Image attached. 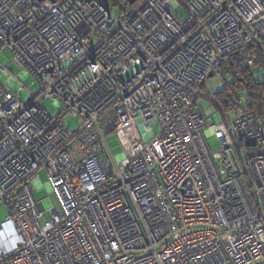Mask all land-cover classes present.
<instances>
[{
	"label": "built area",
	"instance_id": "2783aa9c",
	"mask_svg": "<svg viewBox=\"0 0 264 264\" xmlns=\"http://www.w3.org/2000/svg\"><path fill=\"white\" fill-rule=\"evenodd\" d=\"M126 2L0 0V53L41 85L0 81V264H264V122L197 107L225 56L264 59V0ZM116 132L138 138L121 160Z\"/></svg>",
	"mask_w": 264,
	"mask_h": 264
},
{
	"label": "rangeland",
	"instance_id": "374dc122",
	"mask_svg": "<svg viewBox=\"0 0 264 264\" xmlns=\"http://www.w3.org/2000/svg\"><path fill=\"white\" fill-rule=\"evenodd\" d=\"M113 10L116 13H119L118 7H113ZM174 13L180 19H183L185 16V10L180 7H176L174 9ZM0 64L6 65L9 68V71L2 73L0 70V81L3 84L7 82H14L16 85V90H14V95L18 97L22 101H27L29 98L28 91L24 89H20L21 86L25 88H29L32 92L37 93L41 89V85L39 80L29 74L24 69H21L16 62L13 61V53L5 49L0 53ZM254 76L259 78L262 75L263 69L261 65L256 66L254 69ZM226 83H231L230 80L228 82L224 79L223 76H214L209 77L204 83V87L202 90V95L197 100V107L206 115L207 118H212L215 116L216 119L219 120L222 117L223 112L219 109L217 101L213 102L209 99V96L216 95L217 93L223 91ZM239 99L242 100L243 105H246L245 94L242 92L237 93ZM43 107L48 110V112L52 115L58 114V108L53 105L52 100H45L43 102ZM229 117H232L238 114V109L234 112L229 111L227 113ZM70 127L76 128L80 122L79 116L69 117ZM210 120V119H209ZM211 121V120H210ZM154 130L157 131L158 126H153ZM138 141V138H128L123 132L111 133L106 138L107 148L110 154L116 157L118 160L125 158V156L130 152L133 146ZM208 143L212 149V151H217L220 148V142L216 140L214 137H208ZM40 181L36 185L35 197L40 202L39 206L42 208L43 206L52 205L56 209H59L56 196L53 192H51L47 185V175L44 171L39 173ZM8 216V210L5 205L0 204V223L3 222ZM46 218H51V213L47 211L45 213ZM40 223H43V219L41 218Z\"/></svg>",
	"mask_w": 264,
	"mask_h": 264
},
{
	"label": "trees",
	"instance_id": "16d2710c",
	"mask_svg": "<svg viewBox=\"0 0 264 264\" xmlns=\"http://www.w3.org/2000/svg\"><path fill=\"white\" fill-rule=\"evenodd\" d=\"M111 1L112 7H118V5H120L121 10H128L137 5L136 3L134 6H129L126 0ZM237 51L238 50H235V53H237ZM241 56L242 55L238 54L234 55V53H232V56H225L221 69L223 72L227 69L232 70V81L231 83H226L223 91L215 95V101H217L219 109L223 110L226 114L229 111L234 112L236 109H238V114L245 111H254L264 122V59H260L259 63L263 69L262 75L256 78L253 70L256 66H247ZM233 69L238 71V76L235 75ZM238 92L245 94V106L242 100L239 99L237 95Z\"/></svg>",
	"mask_w": 264,
	"mask_h": 264
},
{
	"label": "crops",
	"instance_id": "0c3cea01",
	"mask_svg": "<svg viewBox=\"0 0 264 264\" xmlns=\"http://www.w3.org/2000/svg\"><path fill=\"white\" fill-rule=\"evenodd\" d=\"M6 89H8L10 92H12L14 94V90H16V85L14 82H7L6 84H4Z\"/></svg>",
	"mask_w": 264,
	"mask_h": 264
},
{
	"label": "water",
	"instance_id": "95a60500",
	"mask_svg": "<svg viewBox=\"0 0 264 264\" xmlns=\"http://www.w3.org/2000/svg\"><path fill=\"white\" fill-rule=\"evenodd\" d=\"M130 4H134L136 0H128Z\"/></svg>",
	"mask_w": 264,
	"mask_h": 264
}]
</instances>
